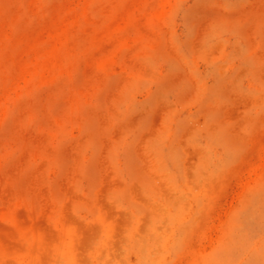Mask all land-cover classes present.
Returning <instances> with one entry per match:
<instances>
[{"label":"rangeland","instance_id":"obj_1","mask_svg":"<svg viewBox=\"0 0 264 264\" xmlns=\"http://www.w3.org/2000/svg\"><path fill=\"white\" fill-rule=\"evenodd\" d=\"M0 264H264V0H0Z\"/></svg>","mask_w":264,"mask_h":264}]
</instances>
